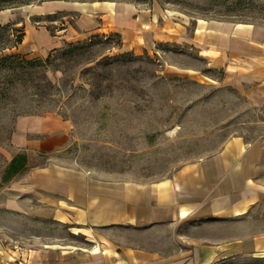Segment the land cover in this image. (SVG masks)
Here are the masks:
<instances>
[{"label":"rangeland","instance_id":"rangeland-1","mask_svg":"<svg viewBox=\"0 0 264 264\" xmlns=\"http://www.w3.org/2000/svg\"><path fill=\"white\" fill-rule=\"evenodd\" d=\"M95 1L113 2L117 16L128 5L189 29L203 20L249 24L264 34V0H67ZM42 3L0 11L1 42L10 36L15 45L21 29L26 36L21 48L0 53V207L6 198L1 174L15 153L11 138L20 116L48 114L65 122L64 146L51 156L33 155L31 167L52 159L102 183L151 185L212 156L232 137L264 140V60H243L245 71L229 75L184 46L126 51L118 33L86 30L76 12L47 14ZM18 222L0 212V233L8 236ZM205 227L211 237L226 239L264 234V203L239 225Z\"/></svg>","mask_w":264,"mask_h":264},{"label":"crops","instance_id":"crops-1","mask_svg":"<svg viewBox=\"0 0 264 264\" xmlns=\"http://www.w3.org/2000/svg\"><path fill=\"white\" fill-rule=\"evenodd\" d=\"M42 4L47 14L76 12L86 30L118 33L126 51L154 49L155 44L184 46L211 69L229 75L245 71L243 60H264V34L257 36L249 24L195 20L189 29L161 13L128 5L117 16L113 2ZM63 121L48 114L15 120V153L1 174L6 198L0 212L19 222L12 223L8 236L0 233V264H225L264 259V234L226 239L211 237L205 227L239 225L264 203V140L232 137L212 156L151 185L102 183L52 159L30 166L33 155L51 156L64 146ZM17 154L26 156L24 168L3 179Z\"/></svg>","mask_w":264,"mask_h":264},{"label":"trees","instance_id":"trees-1","mask_svg":"<svg viewBox=\"0 0 264 264\" xmlns=\"http://www.w3.org/2000/svg\"><path fill=\"white\" fill-rule=\"evenodd\" d=\"M38 1L39 3L46 2V1H54V0H0V11L10 8V7H15L18 5H24V4H30L31 2ZM56 1H67V0H56ZM20 33L19 35L15 38L16 41L14 44H11L10 36H6L7 40L5 42H1L2 36H5V32L0 33V53L6 50H10L11 48H14L15 46H18L21 44L22 39L24 37V33L21 29L17 30ZM16 31V33H17ZM26 164V156L24 154H17L13 157L9 165L6 167L3 179L8 180L10 179L13 175L19 173L25 166Z\"/></svg>","mask_w":264,"mask_h":264}]
</instances>
